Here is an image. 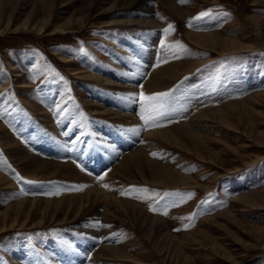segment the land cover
Wrapping results in <instances>:
<instances>
[{
	"label": "rangeland",
	"instance_id": "obj_1",
	"mask_svg": "<svg viewBox=\"0 0 264 264\" xmlns=\"http://www.w3.org/2000/svg\"><path fill=\"white\" fill-rule=\"evenodd\" d=\"M114 1L95 0L89 16L82 22L66 27L72 29L69 32L48 33L21 29L0 32V121L14 137L26 143L25 145L29 144L31 148L63 161L75 162L83 157L88 164V158L100 157L104 147L100 145L101 141L108 142H105L108 145L112 143L110 136H106V133L102 135V131L98 130L109 129L112 124L108 121L112 118L92 113L88 98L96 99V93L105 97L107 93L104 92L107 91L116 93L113 98L121 104V107H117L119 109H130L132 104H136L132 100L135 93L130 92L123 96L125 91L120 86L101 83L102 76L114 80L123 78L115 73L106 75L103 72L112 62L115 53L119 57L116 62H121L119 68L124 78L129 79L133 74L140 73L138 69L128 66V49L121 45L120 37L123 35L127 34L134 40V35L129 33L131 27L122 21L118 22L128 18L129 11L134 7L121 6V1ZM174 1L180 6L177 13L169 10L168 4L163 1L154 4L155 14L163 23L162 42L172 47L162 48V42L149 44V49L144 53L143 68L149 67L144 77L157 67L154 61L160 62L163 51L166 50L168 54L171 51L178 53L181 57L178 60L183 63L181 74L177 78L172 77L170 80L173 85L170 84L164 91H171L169 104L174 109L173 114L180 108L183 112L189 111V116L194 112L191 103L195 99H200L201 103L217 99V106H223L230 100H237L239 103L227 107L225 111L221 110L225 113L221 119L212 116L213 119L205 123L208 125L200 128L199 133L204 135L200 139L201 147L168 145L176 159L175 166L183 174L196 175L198 183L164 186L143 180L137 173L136 180L132 182L126 177L120 178L121 191L135 186L161 194L146 202L144 199L133 198L145 202L148 207L150 204L156 205L157 201L163 205L178 199L164 197L165 192H178L184 196L186 202L168 208V215H163L175 237L164 238L155 234L150 236L131 224H123L117 228L110 237V242L120 243L133 257L114 260L116 263L109 260L107 264H264V226L256 229L259 225H264V203H252L254 200L260 202L261 196L248 201L233 200L238 194L241 197L255 191H258L257 195L264 193V0H188L184 4ZM89 2L70 0L64 5L59 2L54 22L60 21L62 16L65 17L63 20L68 19L70 13L78 17L81 14L79 11H84ZM111 6L113 8L110 11H105ZM205 11L210 12L208 17L193 19ZM189 21L193 23L191 28L211 32L215 39L236 38L238 42L245 43L246 47L235 52H222L220 48L198 44L187 34ZM169 24L173 25V29L165 37L163 30ZM142 28L143 26L135 27L136 31L133 33ZM54 30L53 24L48 26L47 31ZM178 46H183L187 51ZM60 54L73 58V66L82 65L91 69L96 77L78 76L70 69L69 63L60 60ZM149 60H153L151 66ZM11 63L18 69H12ZM141 77L137 79L140 83ZM6 80L10 85L3 84ZM20 80L32 84L31 90L48 108L54 109L55 125L60 123L61 128L65 127L67 135L62 130L61 136L59 131L44 122V116L28 103V87L19 86ZM73 110L76 111L75 114ZM182 118L184 117L180 116L178 120ZM172 120L174 121L173 118ZM123 122L121 118L122 129L121 132H115L117 135H124L126 130L132 128ZM172 125V122L164 123L165 127ZM78 127H82V131H78ZM132 130L135 132V128ZM143 133L140 131L137 135L142 137ZM122 134L117 141H122ZM81 135L89 137L90 141L79 143V148L76 145L73 149L70 148L73 153H68V142L75 141ZM65 140L69 141L65 143ZM11 160L0 141V170L21 183L18 185L23 187V192L27 191L29 194L39 188V195L49 197V187L70 185L66 178H28ZM75 163L81 169L84 165L83 171L86 173H96L92 171L95 168L94 163L86 166L80 161ZM100 173L102 175L103 171ZM28 180L36 183L23 184ZM208 183L212 185L210 188L205 187ZM189 193L193 195L188 196ZM35 194L37 193H32L31 196L34 197ZM134 195L137 194L124 197L132 198ZM0 196L2 202L5 197ZM234 202L238 208L230 214L228 209ZM207 216L210 217L205 218ZM189 217L192 218L188 219ZM77 227L68 219L54 220L35 228L24 225L6 230L0 233V264H18L14 258L20 253L25 255L23 260L29 264H86L87 261L90 264L93 256L92 244L97 239L101 243L103 239ZM244 249L247 251L245 255L242 253Z\"/></svg>",
	"mask_w": 264,
	"mask_h": 264
},
{
	"label": "bare ground",
	"instance_id": "obj_2",
	"mask_svg": "<svg viewBox=\"0 0 264 264\" xmlns=\"http://www.w3.org/2000/svg\"><path fill=\"white\" fill-rule=\"evenodd\" d=\"M68 1L70 0H0V32L10 29L13 31L21 29L26 31H45L48 33H54L57 31L69 32L72 29L66 27L72 23L82 22L87 16H89V11L93 8L95 0H89V6L84 11H79L81 14H79L78 17H75L70 13L68 19L66 18L63 20L65 17L62 16L60 21L54 22L55 14H57V4L61 2L64 5V3ZM117 1L118 0H115L114 2ZM119 1L122 2L121 6L133 5L134 7L133 10L129 11L128 18L120 19L118 22L122 21V23L131 27V32L129 33L130 35H134V40H132L127 34L125 36L123 35L120 37L121 45L128 49V57L126 56L127 58L130 57V61L127 63L128 66L133 69H138L140 73L138 75L133 74L129 78L130 80L124 78L125 76L120 73L121 70L119 68L121 65L119 63L121 62H116L119 57L117 56V53H115L112 62L105 67L106 69L103 72H106V75L115 73L123 78L122 80H120V78H118L119 80H114L112 78H107V76H102L101 83L104 82L105 85H115V87L120 86L125 91V95L123 96L128 95L130 92L135 93V96L138 95L141 91V85L142 90L145 93L153 91L164 92L166 87L170 84L173 85L170 79L172 77L177 78V76L181 74V65L183 63L177 58H174L173 52L169 51V54L166 53V47L164 49L165 51L162 52L161 50L163 54L160 53L162 54L160 56V62L157 60L154 61L156 65L159 63L160 66L149 71L147 76L144 77L149 68H143L145 59L144 53L149 49V44H158L163 41L161 32L163 23L160 21V17L155 14V2L163 1L168 4L169 10H172L175 13L179 11L178 8L180 6H178L174 0ZM111 8H113V6L106 8L105 11H110ZM51 24H53L55 29L53 32L47 31L48 26ZM137 26H143L142 30H137L138 32L133 33V31H136L134 29ZM186 29L191 40H194L201 45L220 48L222 52H235L246 47L245 43L238 42L236 38L219 40L215 39L214 36L210 34L211 32L190 27ZM59 58L63 62L67 64L69 63L70 69H72L74 73H77L78 76L96 77L95 73L87 67L82 65L73 66V58L68 55L60 54ZM165 60L167 61L166 63L163 62ZM152 62L153 60H149V66H151ZM191 64L193 66L195 65V63ZM11 66L14 70L18 69L17 66L12 63ZM19 74L21 73L19 72ZM140 77V81H142L141 83L137 81ZM6 81L7 82L3 84L8 85L9 81ZM18 83L19 86L26 85L28 87V103L32 105L39 114L44 116V122L50 124L51 127L59 131V134L62 136L66 130L64 129L65 127H60V123H56L55 125L56 112H54V109L48 108L49 106L47 107L42 99L31 90L30 87H32V84H27L22 80ZM101 86H104V84H101ZM114 93L115 92L109 93L106 91L104 92L105 97L96 93L97 100L94 98H88V104L91 107L92 113L107 115L112 118L110 119L111 121L108 122H111L112 125L115 123V126L110 125L111 127L105 131L103 129H98L99 132L102 131L100 132L102 135L106 133V136H110L112 143H109L108 145L106 144L108 142L104 141V143H101V141L100 145H103L104 147H102L100 157H90L87 159L88 164H95V168L92 171L96 173H91L92 175L82 171L80 166L75 163L76 161H80L85 164V166L88 165L85 163V160H83V157L72 162L50 157L44 152L43 154L41 151L28 146L29 144L25 145L26 143H23L21 139L14 137L11 134L12 132L10 133L7 130V127H5L0 121V141L6 148L11 159L14 161L13 163L17 165L24 176L42 180H50V178L55 177L57 179L66 178L70 181L69 187H62V185L49 187L51 193L59 192V195L53 194L49 197L39 195V188H35L33 192H29L30 195H24L27 191L23 192V187H19L18 184L21 185V183L12 179L8 174L6 175L0 170V195L5 197V199L0 202V206L3 205L2 208H0V233L16 227L21 228L24 225H30L35 228V226H41L44 223L52 222L54 220L66 221L69 219L73 222L74 227L78 226L77 229L84 230L90 235L103 239L101 243L99 242L100 240L97 239L95 244H92L91 251L93 252V256L92 262H89L90 264H107L109 260L116 261L117 259L122 260L133 257L126 251L123 245H120V243L110 242V237L113 236L115 230L123 224H131L133 227L144 233L150 234V236L155 234L164 238L175 237L170 231V224L163 215L150 211L149 207L144 204L145 202L142 203L120 194L123 191H121L122 187H119V180L121 177H126L132 182L133 180H136L135 173H137L143 180L164 186H187L188 184L198 183L196 175L183 174L180 172L179 168L175 166L176 159L173 158V153L168 149V145L173 144L175 147H192L196 145L197 148L198 146L201 147L200 143H202V141L200 139H202L204 135L199 133L200 128L202 126L206 127L208 124L205 123L210 121V119H213L212 116L221 119V117L225 115L224 109L233 104L239 103V101L230 100L223 106H217V99H214L213 101L207 100L208 102L201 103L202 101L200 99L197 101L196 99L192 100L190 98L192 100L191 104L193 105L194 112L189 116H187L189 111L183 112L182 109L178 108L177 111L175 110L177 115H172L174 121L172 120L173 125L171 127H169V125L168 127H155L145 130L143 122L139 118V104H132L130 109H119L117 107H121V104L113 98L116 94ZM221 110L224 111L221 112ZM75 113L76 111L73 110V114ZM180 116L184 118L178 120ZM121 118L124 121L123 123L128 124V127L132 126V128L126 130L124 135L120 133L122 134V141L119 142L117 140H119L118 138L120 137V134L117 135L115 132H121ZM165 122L166 121H164V123ZM92 124L95 123L92 122ZM133 128H135V132L132 130ZM82 129V127H78V131H82ZM140 131L144 132L142 137L137 135ZM89 139V137H83L81 135L75 141L70 140V142H68L69 140H65V143H69L67 148L68 153L69 151L72 152V147H76V145L78 147L79 143L83 144L86 140L90 141ZM101 139H104V136H101ZM151 153H157L158 156L153 157ZM159 156H162L163 158L161 159ZM71 157L72 156H70V158ZM88 168L90 167L88 166ZM99 168L100 170H98ZM101 171H103L102 175L104 176V179L98 181L96 177L101 176ZM24 183L25 182H23V184ZM103 184L109 185V188H104L102 186ZM79 186L84 187L82 190H76ZM211 186V183L205 185L206 188H210ZM257 192H249L250 194L241 197L238 194L239 196L237 195L233 200L243 199L248 201L251 199H258L259 196H261L260 202L254 200L252 203H264V193L257 195ZM32 193L37 194L32 197ZM0 198L2 197L0 196ZM237 208L235 202L234 205L232 203L228 209V213L232 214ZM209 217L210 216H207L205 218ZM262 226L264 225L261 224L256 229H260ZM66 236H68V234H66ZM94 245H97V247ZM242 253L245 255L247 251L244 249ZM24 257L25 255L20 253V255L14 259L18 264H29L25 259L23 260ZM236 261L238 262V259ZM52 264H56V262H52ZM86 264H88V261Z\"/></svg>",
	"mask_w": 264,
	"mask_h": 264
},
{
	"label": "snow or ice",
	"instance_id": "obj_3",
	"mask_svg": "<svg viewBox=\"0 0 264 264\" xmlns=\"http://www.w3.org/2000/svg\"><path fill=\"white\" fill-rule=\"evenodd\" d=\"M179 3L184 4L187 3L188 0H178ZM210 15L209 11L201 12L196 17H194V20H199L202 17H208ZM162 18V17H161ZM188 27H193L192 21H189ZM170 29H173V25L169 24L167 28L163 30L165 37L169 34ZM162 48L168 47L171 48L172 46H166L165 44H161ZM183 51H187L186 48L183 46H178ZM174 58H181L178 53H173ZM166 63L167 61H163ZM159 63L157 64V67H159ZM63 79V77H61ZM141 91L138 95L132 97V100L134 103L139 104V118L143 122L144 129L147 130L148 128H155V127H163L164 121H168L169 123L172 121V115H173V109L170 107L169 101L171 97V91L169 92H157L152 94H146L142 90V85L140 86ZM2 118V117H0ZM67 135V133H65ZM153 157H157V153H151ZM159 158H163L162 156H159ZM84 170L83 168L81 169ZM20 179H23V177H20ZM98 181L103 180L104 176H98L96 177ZM25 183L33 184L36 183L35 181H25ZM104 188L108 189L109 185L103 184ZM84 186H79L76 190H82ZM133 193H136L137 195L132 196V198L135 199H144L145 202L148 199H151L153 196H160V193L156 192H150L148 189L145 188H136L135 186L130 187L128 190L121 192L120 194L122 196L126 195H132ZM48 195H59V192L57 193H47ZM24 195H28L27 192L24 193ZM188 196L193 195L192 193L187 194ZM164 197H177L178 199L175 200L173 203L168 204L165 203L163 205H160L159 201H157L156 205H149V210L154 213H159L162 215H168V208L170 207H176L179 206V204L186 202L184 199V196H182L180 193L176 192H165L163 193ZM192 217H189L188 219H191ZM176 231H179V229H176Z\"/></svg>",
	"mask_w": 264,
	"mask_h": 264
}]
</instances>
